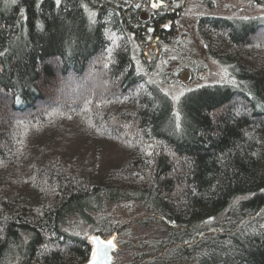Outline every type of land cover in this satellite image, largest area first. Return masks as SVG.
<instances>
[{"label": "trees", "instance_id": "trees-1", "mask_svg": "<svg viewBox=\"0 0 264 264\" xmlns=\"http://www.w3.org/2000/svg\"><path fill=\"white\" fill-rule=\"evenodd\" d=\"M143 3L0 0V264H84L77 225L122 204L151 236L120 264H264V18L198 19L232 83L174 106L133 50L177 23Z\"/></svg>", "mask_w": 264, "mask_h": 264}, {"label": "rangeland", "instance_id": "rangeland-1", "mask_svg": "<svg viewBox=\"0 0 264 264\" xmlns=\"http://www.w3.org/2000/svg\"><path fill=\"white\" fill-rule=\"evenodd\" d=\"M148 1V0H143ZM170 11L162 10L158 14H174L177 27L167 42L159 40L154 42V38L147 34L143 36L133 50V57L136 65L145 68L143 76L147 84L155 85L159 91L171 99L174 106L184 96L186 91L201 85L210 86L215 84H231L228 69L213 61L207 54L205 45L200 39L197 26L201 17L212 16L214 18L227 19H254L264 18V4L254 0H168ZM172 3H174L172 5ZM144 7L149 11L146 5ZM178 9L179 11L175 10ZM175 10V11H174ZM147 14V15H146ZM149 17L147 11L142 16L144 21ZM171 23L165 26L167 29ZM133 39H131L132 41ZM135 44H133L134 46ZM142 55V60L140 56ZM139 68V67H138ZM149 68V72L147 70ZM200 78L201 81L197 79ZM183 95V96H182ZM137 206L122 204L112 206L106 212L94 220L90 227L85 224L77 225L79 233L87 240L94 235L102 226L112 231L113 228H120L126 220V226L131 224L122 233L118 234L117 245L119 250L115 261L120 264L131 262V255L134 250L141 248L138 246L140 240L147 242L149 231L141 230L137 227L138 221ZM141 216H139L140 218ZM152 227L149 225L146 228ZM154 229V227H152ZM102 232H106L102 230ZM114 233V232H113ZM105 237L111 232L104 234ZM89 243V240H88ZM130 250V251H128ZM115 256V255H114Z\"/></svg>", "mask_w": 264, "mask_h": 264}, {"label": "water", "instance_id": "water-1", "mask_svg": "<svg viewBox=\"0 0 264 264\" xmlns=\"http://www.w3.org/2000/svg\"><path fill=\"white\" fill-rule=\"evenodd\" d=\"M117 233L114 232L108 237H103L98 234H94L89 236L88 240L89 243L92 246V252L91 255L88 259L87 262L84 264H92V259H93V253L97 252H106V256L104 259H100V256L98 254L97 256V261L98 264H113L114 262V255L117 253L119 250V247L117 245ZM111 240V245L108 243V241Z\"/></svg>", "mask_w": 264, "mask_h": 264}, {"label": "flooded vegetation", "instance_id": "flooded-vegetation-1", "mask_svg": "<svg viewBox=\"0 0 264 264\" xmlns=\"http://www.w3.org/2000/svg\"><path fill=\"white\" fill-rule=\"evenodd\" d=\"M131 1V0H130ZM138 1V0H137ZM173 1H176V0H173ZM261 1H264V0H261ZM156 4L157 6L156 7H153V5ZM146 7L149 9L150 13L153 12L154 14L159 12V11H162V10H167L170 11V4H169V1L168 0H148L147 3L145 4ZM145 8V7H144ZM146 9V8H145ZM175 10L179 11L178 9L175 8ZM174 10V11H175ZM149 17H147V20L150 21L151 20V16H150V13L147 11ZM145 14V13H144ZM147 15V14H146ZM155 17V15H154ZM169 23V22H167ZM164 24V25H158L157 27L154 25V24H149L147 27H146V32H142L141 35H140V38L143 39V36L145 34H147L149 37H152L154 38V42L157 41L156 38H158L159 40H163L160 36V33H159V30H165L167 29L165 26L167 25ZM171 23V22H170ZM170 27V26H169ZM140 40V39H139Z\"/></svg>", "mask_w": 264, "mask_h": 264}, {"label": "snow or ice", "instance_id": "snow-or-ice-1", "mask_svg": "<svg viewBox=\"0 0 264 264\" xmlns=\"http://www.w3.org/2000/svg\"><path fill=\"white\" fill-rule=\"evenodd\" d=\"M13 3H15V0H12ZM56 4L59 5L60 4V0H56ZM157 5L154 4L153 7H156ZM17 102H19V98H17ZM108 243L111 245V240L108 241ZM100 256V259H104V257L106 256V252H100V253H97V252H94L93 253V259H92V264H98V261H97V256Z\"/></svg>", "mask_w": 264, "mask_h": 264}]
</instances>
